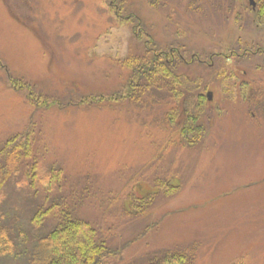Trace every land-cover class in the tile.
<instances>
[{"label":"rangeland","instance_id":"obj_1","mask_svg":"<svg viewBox=\"0 0 264 264\" xmlns=\"http://www.w3.org/2000/svg\"><path fill=\"white\" fill-rule=\"evenodd\" d=\"M246 5L0 0V150L33 131L31 157L1 190L20 248L70 212L119 247L117 264L165 254L264 264V23ZM171 48L193 83L181 98L144 83L135 100L123 99L134 61ZM207 92L202 132L187 143L185 101ZM54 169L62 179L48 191ZM38 208L54 209L35 228Z\"/></svg>","mask_w":264,"mask_h":264},{"label":"trees","instance_id":"obj_2","mask_svg":"<svg viewBox=\"0 0 264 264\" xmlns=\"http://www.w3.org/2000/svg\"><path fill=\"white\" fill-rule=\"evenodd\" d=\"M161 2L162 0H149L150 7H156ZM254 16L259 23H264V0L259 1ZM138 28L139 25L135 24L133 29ZM175 53L176 50L171 48L167 52L157 53L150 60L140 63L132 62L134 74L130 79L131 83H128L123 99L135 100L144 83H148L149 86L152 83L163 84L168 89L167 93L171 98H181L183 88L190 84L193 85V83L178 74L177 67L181 62ZM128 63L129 66L132 65L131 61ZM203 99L204 96L197 95L195 100L185 101V119L180 128V135L183 139L186 138L187 143L198 138L202 132L198 123L204 114ZM170 116L169 119H171ZM32 134L33 131L27 129L8 140L4 148L0 150V170L2 169L0 173V203L2 201L1 190L9 176V170H14L17 163L31 157ZM31 173L32 179H34L36 177L35 170ZM61 179V170L54 169L46 182L47 190L52 191L53 188L59 187ZM52 209L54 208H38L33 214L32 225L35 228L41 227ZM61 213L58 224L47 233L34 238L30 249L27 250L20 248L21 245L16 240L13 226L6 222L0 212V264L9 259L22 261L24 264L118 263L121 254L118 246L110 245L88 221L74 217L70 212ZM150 264H187V258L181 255L165 254L160 259L151 261Z\"/></svg>","mask_w":264,"mask_h":264},{"label":"flooded vegetation","instance_id":"obj_3","mask_svg":"<svg viewBox=\"0 0 264 264\" xmlns=\"http://www.w3.org/2000/svg\"><path fill=\"white\" fill-rule=\"evenodd\" d=\"M233 1H235V0H233ZM246 1V8L251 12V14H252V16H253V20H254V22L257 24V25H261L262 23H259L257 20H256V18H255V16H254V14H255V12H256V10H257V8H258V5H259V1L260 0H245ZM242 74L244 75L245 74V72H242ZM204 97L206 98V100H207V97H206V95H204ZM212 101V96H211V100L210 101H208V102H211Z\"/></svg>","mask_w":264,"mask_h":264},{"label":"water","instance_id":"obj_4","mask_svg":"<svg viewBox=\"0 0 264 264\" xmlns=\"http://www.w3.org/2000/svg\"><path fill=\"white\" fill-rule=\"evenodd\" d=\"M206 97H207V101H210L211 100V93L207 92Z\"/></svg>","mask_w":264,"mask_h":264}]
</instances>
